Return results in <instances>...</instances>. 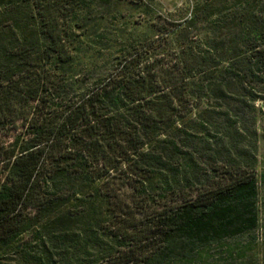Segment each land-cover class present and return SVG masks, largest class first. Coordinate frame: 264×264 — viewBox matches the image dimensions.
<instances>
[{
    "label": "trees",
    "instance_id": "16d2710c",
    "mask_svg": "<svg viewBox=\"0 0 264 264\" xmlns=\"http://www.w3.org/2000/svg\"><path fill=\"white\" fill-rule=\"evenodd\" d=\"M263 120L264 0H0V264L264 260Z\"/></svg>",
    "mask_w": 264,
    "mask_h": 264
},
{
    "label": "rangeland",
    "instance_id": "374dc122",
    "mask_svg": "<svg viewBox=\"0 0 264 264\" xmlns=\"http://www.w3.org/2000/svg\"><path fill=\"white\" fill-rule=\"evenodd\" d=\"M156 2H159L161 4V7L162 8H166V7H170L171 5V0H155ZM120 13L121 15L124 16V20L125 23L127 22L130 23V22H133V21H136L137 20V16H138V11L134 10L133 8H128V7H125V6H122V7H117L116 8ZM129 19V20H128ZM261 127L263 129V132L262 134L264 135V120L261 122ZM259 165H258V171L259 172H262L264 170V138L260 140L259 142ZM259 201L260 203H262L261 205L263 206L264 205V184H260L259 185ZM254 237V241L253 243L251 244V249H254L255 251L258 250L259 253L264 249V237L261 235V233H258V234H254L253 235ZM249 244V238L248 237H240V238H237V239H231V240H227L224 244V247H236V250L237 249H242L244 247H247ZM221 257V260L219 258V256L216 254L214 256V260L216 262H210L211 264H229L230 262L226 259V256L225 255H220ZM236 260L233 262V264H243V261L241 259H239L237 256L235 257ZM250 264H264V260L260 259L259 260H256L253 258V261L250 263Z\"/></svg>",
    "mask_w": 264,
    "mask_h": 264
}]
</instances>
